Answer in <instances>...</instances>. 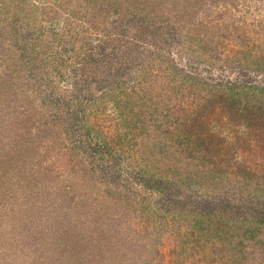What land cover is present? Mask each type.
Instances as JSON below:
<instances>
[{"label":"trees","instance_id":"1","mask_svg":"<svg viewBox=\"0 0 264 264\" xmlns=\"http://www.w3.org/2000/svg\"><path fill=\"white\" fill-rule=\"evenodd\" d=\"M196 2L0 0V111L30 124L0 172L1 257L24 236L38 264H264V30L197 28ZM43 153L66 160L53 201L21 179Z\"/></svg>","mask_w":264,"mask_h":264},{"label":"rangeland","instance_id":"2","mask_svg":"<svg viewBox=\"0 0 264 264\" xmlns=\"http://www.w3.org/2000/svg\"><path fill=\"white\" fill-rule=\"evenodd\" d=\"M191 3L193 0H188ZM167 3V6L170 8H176L179 11L177 12V16L180 14V19L185 17V10L181 12L183 7L188 6L189 3H186V0H165ZM173 3H176L173 5ZM196 6L193 8V11H196L197 13L195 14V17L192 18L194 20V24L196 27L202 29L204 26H199L198 23H204L209 26L217 27L215 25L219 24L222 25L221 28L224 30H231L234 33H237L240 30H249V36L255 38V35L258 31L261 29L264 30V0H197L195 3ZM173 16H176L175 14ZM193 23V22H192ZM259 28V29H258ZM206 29V28H204ZM206 31V30H204ZM203 35H205L204 32L201 31ZM264 33V31H263ZM240 34V33H239ZM91 38H97L94 34L93 31L91 30ZM242 36V35H241ZM252 38V39H253ZM254 41V40H253ZM10 46V44H7ZM233 49H238L236 45H230L228 46L225 50H221L223 52L222 56L223 58L226 57L228 54H234L232 52ZM178 52H175L177 56ZM177 61V57L175 59ZM222 66L221 62H217L215 64V67H213L214 73L217 75H222L224 78L227 79H234L235 76L238 74H231L228 70H223L219 69L218 67ZM209 67H206L204 65H200L198 67V70L201 71L204 74H208ZM216 74H214L216 76ZM253 79H256V82H264V78L262 76L256 77L255 74L251 75ZM1 104V103H0ZM16 107V106H15ZM12 106V111L13 113H10V115H4L1 114L2 111H0V172L1 171H8L9 167H7L4 162H7L6 160H9V152L10 150H18L19 147L23 145V138L18 137L19 128H22V133L24 131H29L30 124L28 122H22L21 117L18 116L17 110H14L15 108ZM113 105L108 106V109H112ZM101 111V110H100ZM110 114V110L105 114H98V116L92 118V123H99L101 124L105 116H108ZM18 128V131L16 129ZM25 128V129H24ZM21 136V135H20ZM17 138V139H16ZM7 145V147H6ZM14 151V152H15ZM29 154V152L27 153ZM55 154V153H54ZM53 153H51V156L48 157V154L45 155L43 153L39 157V162L36 164L34 163L33 165L31 164L28 168H23L25 172L21 173V179L23 181L24 187L32 193L33 189L38 190V192L46 190L50 191L51 196L49 199H52V201L59 197L62 192V188H64L66 185H69L70 181H66L67 173H63L62 171L57 169V166H64V164H61L62 162H66V160L62 162H57L54 160ZM29 156V155H27ZM30 159V158H29ZM27 164V163H26ZM11 170V169H10ZM14 170H11V172H16ZM58 172H61L64 175V179H56V175ZM16 177H18V174L16 172ZM55 179V180H54ZM64 180V181H63ZM56 190V191H55ZM80 194V191H78ZM29 193V195H31ZM38 195V194H37ZM84 197H81L80 200L72 205H75L76 208L80 207L86 202V200L83 202ZM83 202V203H82ZM82 203V204H81ZM1 201H0V207H1ZM74 207V206H72ZM2 209V208H1ZM86 210L87 215L83 214L80 217H77L79 219L77 230L74 231L72 227L74 226H69L70 228L66 229L67 231H64V234L61 236H58V244H61L59 242V239L62 237H65L66 234L75 232H81V230L84 228L86 223H83V216L87 217L88 215L93 217V214L97 210L95 207H87ZM76 213V210L74 211ZM78 212V211H77ZM113 211L110 213L112 214ZM2 211H0V222L3 220L4 221V226L7 223L8 219L7 217H3L4 215ZM107 214H109L107 212ZM102 215H105L103 213ZM71 213L68 211V217L70 218ZM87 217L84 221L90 220V217ZM75 218V216H72V219ZM20 223V222H19ZM117 223V222H116ZM3 225V223L0 225V227ZM77 225V224H76ZM53 228V227H52ZM59 235L61 234L58 233ZM54 235V234H53ZM12 239L16 240L15 238L11 237ZM30 239L28 238V241ZM13 241V240H12ZM48 242L49 239H48ZM13 245L10 252H7V255L5 256H0V264H38L37 262V256L35 255V252H33L28 245L27 239L23 236L20 237L18 241H13ZM31 245V244H30ZM64 247V250L66 249L67 246L62 244ZM9 249V247L7 248ZM91 251L95 250L92 247L89 248ZM70 250L72 249H67L64 251L65 256L69 257L70 259ZM161 253H164L163 249H159ZM110 253V252H108ZM38 254V251L36 252ZM84 261H80L78 264H84ZM55 264V263H54ZM66 264V263H65ZM67 264H77L76 262L73 261H67ZM85 264H92L91 261H87ZM100 264H106V262H100Z\"/></svg>","mask_w":264,"mask_h":264}]
</instances>
